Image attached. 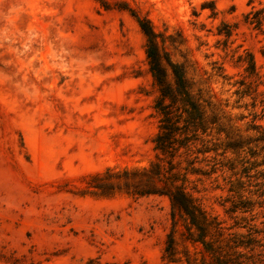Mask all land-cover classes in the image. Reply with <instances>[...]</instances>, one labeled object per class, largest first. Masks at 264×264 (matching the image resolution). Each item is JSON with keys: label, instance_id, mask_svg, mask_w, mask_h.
Segmentation results:
<instances>
[{"label": "rangeland", "instance_id": "1", "mask_svg": "<svg viewBox=\"0 0 264 264\" xmlns=\"http://www.w3.org/2000/svg\"><path fill=\"white\" fill-rule=\"evenodd\" d=\"M135 17L201 90V125L172 107V158L154 149L159 91ZM167 161L205 214L201 241L166 196L102 186ZM217 254L264 264V0H0V264Z\"/></svg>", "mask_w": 264, "mask_h": 264}, {"label": "trees", "instance_id": "2", "mask_svg": "<svg viewBox=\"0 0 264 264\" xmlns=\"http://www.w3.org/2000/svg\"><path fill=\"white\" fill-rule=\"evenodd\" d=\"M137 24L145 37V54L148 59L150 71L153 80L158 87L159 98L154 104L155 110L161 115L160 131L154 138V149L162 155L172 158L175 152L174 144L176 142L174 133L177 127L178 116L173 115L172 107L176 104L181 105L186 118L184 127L201 125V90L195 87V83L187 76L183 64L174 62L170 59L168 53L159 48L155 34L147 20L135 17ZM176 117V120L173 118ZM161 161V160H160ZM164 166L160 162H154L149 165L147 170L127 172L121 174L107 175L102 186L106 192L124 189L132 194L161 195L166 196L171 207V217L174 220L176 214L184 217L188 222V239L191 241H201L206 233V217L197 204L188 196L181 186L173 184L174 175L171 172V161L166 162ZM138 177V179H136ZM111 179L122 180L112 182ZM157 182H163V186L158 188ZM174 223V221H173ZM194 227L199 230L198 236L193 239L190 229ZM207 246V244H205ZM174 239L172 234L167 237L165 254L170 257L174 253ZM212 262L204 264H227L219 254L212 256ZM239 264V263H233Z\"/></svg>", "mask_w": 264, "mask_h": 264}]
</instances>
